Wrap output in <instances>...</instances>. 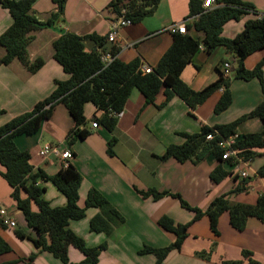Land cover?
<instances>
[{"label": "crops", "instance_id": "1", "mask_svg": "<svg viewBox=\"0 0 264 264\" xmlns=\"http://www.w3.org/2000/svg\"><path fill=\"white\" fill-rule=\"evenodd\" d=\"M242 1L251 5L258 16L264 15V0ZM110 2L111 0H67L60 22L54 26L81 37L90 34L106 37L113 21L107 11ZM58 9L55 0H35L31 13L40 23L45 24ZM189 13L188 0H162L151 17L120 29L117 41L105 43L100 50L105 55L113 47H117L120 49L118 57L124 62L139 58L143 65L154 69L173 43V35L168 29L173 24L187 21ZM254 18L250 13L239 21L228 22L223 28L222 37L234 38L243 31L245 23ZM188 21L192 22V19ZM11 24L12 18L8 11L0 6V36ZM189 34L201 42L204 39L201 32L191 30ZM32 36L34 39L28 48L29 59L34 62L41 58L45 64L35 74L29 73L17 60L7 67L0 66V111L4 112L0 116V126L32 111L37 103L47 99L52 94L56 81L69 79L53 58V42L60 34L42 28ZM83 44L87 52L96 50V45L91 40L86 39ZM4 55V49L0 48V58ZM263 58L264 50L256 52L245 61L246 68L254 69ZM233 62V58L223 47H218L209 54L201 46L193 63L184 70L182 80L192 90L200 91L218 80L220 73L231 77ZM226 63L230 64L232 70L224 69ZM229 88L233 96L232 105L219 115L214 113V107L223 90L216 92L194 110L178 97L158 108L163 95L157 96L156 106L145 107L144 97L138 90H134L113 132L100 125L97 129H92L93 118L100 117L102 113L92 104H87L84 127L90 132V136L73 143L69 137L74 127L73 118L67 108L59 104L36 134L16 137L15 145L20 151L31 154L32 175L42 170L52 176L64 166L56 155L41 157L39 151L43 145L51 144L61 153L70 151L73 157L68 165L71 164L82 176L79 207L86 208L87 195L94 190L123 217V223L114 227L110 235L91 231V220L100 214V210L96 208H87L84 219L69 223V229L81 237L88 247L106 244V249L101 252L96 264H158L157 255L140 252L145 248L161 250L173 245L175 237L160 227V219L168 217L176 224H187L192 221L194 213L183 208L178 198L168 196L154 201L142 198L137 190L155 189L179 195L190 207L202 212H206L210 203L222 195H228L232 205H254L259 195L264 194V177H259L258 174L264 165V150L256 151L255 157L247 166H231L215 156L198 164L193 161L180 164L174 159H160L169 146H181L185 143L183 135L198 134L203 126L213 128L229 124L252 111L263 100L256 80H233ZM262 130L263 123L259 119L246 120L234 138L239 141L245 134L259 133ZM218 166L233 174L215 184L211 180V173ZM0 172H3L1 165ZM243 172L248 174L247 182L241 176ZM31 181L32 176L28 183ZM38 185L45 188L44 198L52 207L67 205V199L53 184L39 181ZM11 193V187L0 176V209L17 222L18 229L34 237L21 211L11 199ZM16 229L0 227V236L12 250L0 255V264H62L51 253L36 250L31 241L18 239ZM218 232V235L212 233L207 216L192 222L181 249L172 250L160 264H250V261L264 264L263 223L249 218L245 230L240 232L230 225L229 216L224 213L219 218ZM245 252L250 255L245 257ZM32 254H36V258L29 262ZM68 257L72 264H80L85 259L83 253L72 246L68 248Z\"/></svg>", "mask_w": 264, "mask_h": 264}, {"label": "trees", "instance_id": "2", "mask_svg": "<svg viewBox=\"0 0 264 264\" xmlns=\"http://www.w3.org/2000/svg\"><path fill=\"white\" fill-rule=\"evenodd\" d=\"M67 0H55L59 6L48 24L57 25L63 15ZM162 0H111L107 7L109 16L117 19L124 16L138 24L151 17L157 10ZM190 13L187 21L186 34H174L173 43L161 58L150 74L141 70L142 62L139 58L131 62H124L118 57L120 49L113 47L111 63L105 66L102 62L103 48L106 37L90 34L81 37L74 33L65 32L53 42V58L61 66L63 72L69 76L66 81H56L52 94L45 100L37 103L34 109L24 113L8 123L0 126V165L3 172L0 176L11 187V199L21 211L27 227L32 230L34 237L26 235L21 229L15 230V235L20 240H29L36 250L49 252L59 258L62 264H72L68 257L70 246L78 249L85 259L80 264H96L98 257L106 249V244L90 248L86 242L69 229L71 221H80L86 217L87 208H96L100 214L91 220V231L110 235L114 227L123 223V217L112 205L97 191H90L86 199V208L79 207V188L82 183L80 173L69 164L62 166L55 175H48L39 170L33 174L31 154L20 151L15 145L18 136L36 134L42 124L48 121L56 105L64 104L74 121L70 134L71 143L85 140L90 132L84 127L86 117L85 106L92 104L100 117H94V122L113 132L118 119L114 114L124 111L125 106L134 90H138L145 99V107L156 106L157 96L163 95V100L158 108L167 105L174 97L180 98L192 110L206 103L212 95L223 90L221 97L214 107L216 115L222 114L230 108L233 96L230 84L233 80L251 82L256 80L263 95L262 102L252 111L242 115L233 122L213 128L203 126L200 133L183 135L185 143L181 146H169L160 157L162 161L174 159L180 164L193 161L195 164L203 162L210 156L217 157L221 162L234 164L222 160L224 151L219 148L221 140L236 137L238 129L246 120L259 119L263 123V130L259 133L245 134L237 141L235 148L239 157L250 161L255 157V152L264 150V58L252 70H248L245 61L251 55L264 50V19H259L253 7L242 0H214L217 7L204 9L203 0H188ZM35 0H0V6L8 11L12 18L10 28L0 36V48L5 55L0 58V66H9L13 61H19L31 74L38 72L45 64L39 58L34 62L29 59L28 48L33 41L32 34L42 29L39 20L31 13ZM252 13L255 18L245 23L241 33L232 39L222 37L224 26L230 21H239L244 16ZM195 30L204 34L201 41L193 38L189 31ZM91 40L96 45V50L87 52L84 40ZM201 46L211 54L218 47H223L233 62L232 76L227 77L220 73L215 82L200 91L192 90L183 80L184 70L193 63L195 55ZM0 111V116L3 114ZM214 135L212 141H207L208 135ZM114 142V141H113ZM112 142V144H113ZM222 166L216 167L211 173V180L219 184L232 175ZM259 177H264V165L260 168ZM32 176L31 183H28ZM238 179L237 177H235ZM248 179H244L247 182ZM53 184L67 199L64 207H52L45 200V188L38 182ZM144 199L159 201L171 196L178 198L183 208L194 213L190 223L176 224L172 219L163 217L159 221L160 227L174 235L172 246L156 250L145 248L140 254L153 253L158 257V264L164 260L172 250H180L188 237V229L192 222L207 216L210 229L218 235V222L220 216L227 213L230 225L237 231H244L247 220L255 218L264 224V194L259 195L254 205L229 203L228 195L214 199L206 212L190 207L179 195L167 191L159 192L155 189L137 190ZM36 208L35 209H33ZM0 227L6 229L0 221ZM8 242L0 236V255L11 252ZM245 257L250 255L244 253ZM36 254H32L28 261L33 262ZM242 264V262L225 263ZM250 264H256L250 261Z\"/></svg>", "mask_w": 264, "mask_h": 264}, {"label": "built area", "instance_id": "3", "mask_svg": "<svg viewBox=\"0 0 264 264\" xmlns=\"http://www.w3.org/2000/svg\"><path fill=\"white\" fill-rule=\"evenodd\" d=\"M203 8L204 9H213L217 7L216 3L214 0H204L203 1ZM259 19H264V15H259ZM133 23L131 20L126 19L124 16L118 17L116 20H114L110 28L107 32L106 35V41L108 43H114L117 41V38L119 37V30L125 27H130L132 26ZM168 32H170L172 35L174 34H186L187 31V21H184L183 23L179 24H173L169 29ZM113 57L111 56V53H106L103 55L102 62L105 66H107L109 63L113 61ZM231 66L230 64H225L224 69L228 70L230 69ZM141 70L144 74H150L153 72V69L150 67H147L145 65H142ZM226 76V75H225ZM114 116L117 119H120L123 116V113H117L114 114ZM92 129H97L99 127V124L97 122L92 123L91 125ZM214 139V135H208L207 136V141H212ZM237 141L235 140L234 137H231L229 139H224L221 140L218 143V146L220 149L224 151V154L222 156V160L224 161H231L236 165H244L247 166L249 161L243 160V158L239 157V151L235 148ZM39 154L41 157L45 158L49 154L56 155L58 158H60L65 167H68V162L69 160L73 157L72 153L70 151H65L61 153L58 148H53L51 144H45L43 147L40 149ZM242 178L246 179L248 178L247 172L242 173ZM0 221L2 222L3 226L6 228L14 229L17 227V222L7 216V213L0 209Z\"/></svg>", "mask_w": 264, "mask_h": 264}, {"label": "water", "instance_id": "4", "mask_svg": "<svg viewBox=\"0 0 264 264\" xmlns=\"http://www.w3.org/2000/svg\"><path fill=\"white\" fill-rule=\"evenodd\" d=\"M41 27L42 28H46V29H49L55 33H58L60 35H64L65 34V30H62V29H59V28H56L54 26V24H48V23H45V24H41Z\"/></svg>", "mask_w": 264, "mask_h": 264}, {"label": "rangeland", "instance_id": "5", "mask_svg": "<svg viewBox=\"0 0 264 264\" xmlns=\"http://www.w3.org/2000/svg\"><path fill=\"white\" fill-rule=\"evenodd\" d=\"M114 20H116V19H113V21H114ZM113 21H112V22H113ZM231 70H232V69H231ZM60 105L66 107L64 104H60ZM89 105H90V104H89ZM33 209H34V207H33ZM171 235H172V234H171Z\"/></svg>", "mask_w": 264, "mask_h": 264}, {"label": "clouds", "instance_id": "6", "mask_svg": "<svg viewBox=\"0 0 264 264\" xmlns=\"http://www.w3.org/2000/svg\"><path fill=\"white\" fill-rule=\"evenodd\" d=\"M204 1V0H203ZM203 4V3H202ZM206 10V9H205ZM260 15V14H259ZM188 22V21H187ZM228 64V63H227ZM232 69V68H231ZM247 179V178H246Z\"/></svg>", "mask_w": 264, "mask_h": 264}]
</instances>
